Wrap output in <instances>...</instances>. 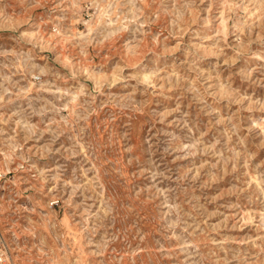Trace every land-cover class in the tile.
Masks as SVG:
<instances>
[{
  "label": "rangeland",
  "instance_id": "1",
  "mask_svg": "<svg viewBox=\"0 0 264 264\" xmlns=\"http://www.w3.org/2000/svg\"><path fill=\"white\" fill-rule=\"evenodd\" d=\"M254 118L264 0H0L3 264H264Z\"/></svg>",
  "mask_w": 264,
  "mask_h": 264
},
{
  "label": "built area",
  "instance_id": "2",
  "mask_svg": "<svg viewBox=\"0 0 264 264\" xmlns=\"http://www.w3.org/2000/svg\"><path fill=\"white\" fill-rule=\"evenodd\" d=\"M41 79L40 76H36L35 80L39 81ZM8 177V173L4 172L0 169V184L5 181ZM52 207H56L59 205V200H53L51 203ZM0 263L3 264L10 258L9 250L7 248V244L5 242V239L3 237H0Z\"/></svg>",
  "mask_w": 264,
  "mask_h": 264
},
{
  "label": "bare ground",
  "instance_id": "3",
  "mask_svg": "<svg viewBox=\"0 0 264 264\" xmlns=\"http://www.w3.org/2000/svg\"><path fill=\"white\" fill-rule=\"evenodd\" d=\"M128 1H130V0H128ZM134 4V3H133ZM109 5V4H108ZM104 13L102 14V15H104V17L103 18H105L106 17V15H108V13H109V9H107V5H106V7H105V10L103 11ZM29 34H30V36H31V38L32 39H34V38H36V33L34 32V31H29ZM263 62V61H262ZM63 63H65V64H68V59H67V57L66 56H64V59H63ZM44 67H42V71H44ZM150 74V73H149ZM36 76H34V78H35ZM41 77V76H40ZM147 78V77H146ZM148 79V78H147ZM41 80V79H40ZM31 84H34V83H31ZM47 84V83H46ZM83 91V90H82ZM73 92V91H72ZM70 99V98H69ZM73 99V98H72ZM70 107H72V106H70ZM252 124L253 125H255V126H261L262 127V129H264V125H261V124H259L258 123V121L256 120V118H254L253 120H252ZM259 180V179H258ZM49 264H60L59 262H58V260H54V261H52L51 263H49Z\"/></svg>",
  "mask_w": 264,
  "mask_h": 264
}]
</instances>
